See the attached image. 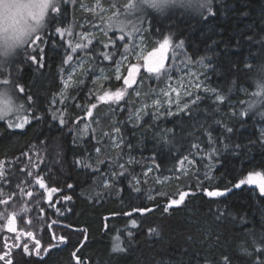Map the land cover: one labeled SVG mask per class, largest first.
Wrapping results in <instances>:
<instances>
[{
  "label": "trees",
  "instance_id": "obj_1",
  "mask_svg": "<svg viewBox=\"0 0 264 264\" xmlns=\"http://www.w3.org/2000/svg\"><path fill=\"white\" fill-rule=\"evenodd\" d=\"M79 1L60 0L59 10L39 31L44 67H38L39 51L21 47L1 69L10 85L23 89L15 99L30 122L10 128L15 121L0 119V161L6 164L0 177V256L10 253L12 264H222L227 257L230 264L264 261V195L256 186L233 187L250 171L264 172V136L257 128L264 124V0H210L211 12L205 9L206 0L152 7L159 14L147 7L138 25L144 39L154 47L166 37L172 46L179 44L195 63L200 87L183 95L182 107L171 114L146 108L138 121L128 119L138 103L164 86L162 78L142 71L140 96L129 95L119 107L96 104L93 117H100L101 130L96 139L87 130L80 137L76 133L84 110L95 105L93 88L115 90L121 84L113 67L126 40L103 30L87 50L72 53L69 42L91 27L80 24L93 21L91 13L78 8ZM56 28L69 32L60 35ZM107 38L113 43L108 45ZM105 53L114 59L104 60ZM69 54L85 60L64 90L69 65L63 61ZM101 68L107 70V79L98 82ZM242 89L249 90V99ZM197 96L199 101L192 104ZM106 112L114 117L109 128V116H100ZM61 114L66 125L59 124ZM111 128L120 129L118 158L134 160L114 177L109 175L106 187L101 180L112 162L102 152L109 137L104 134ZM184 164L188 171L182 174ZM148 165L153 166L149 174L172 177L173 187L159 193L148 179L143 181ZM241 171L243 176L238 175ZM37 176L47 188L61 190L51 201L36 184ZM67 184L73 187L67 189ZM214 190L225 194L209 197L207 191ZM179 191L189 195L169 207L170 197ZM144 208L151 211H133ZM9 219L14 220V232L8 229ZM61 236L65 243L56 245ZM25 241L28 253L13 247ZM37 241L39 249L49 251L37 255Z\"/></svg>",
  "mask_w": 264,
  "mask_h": 264
},
{
  "label": "rangeland",
  "instance_id": "obj_2",
  "mask_svg": "<svg viewBox=\"0 0 264 264\" xmlns=\"http://www.w3.org/2000/svg\"><path fill=\"white\" fill-rule=\"evenodd\" d=\"M60 0H52L53 3L56 4V7L58 8ZM64 3H72L73 0H62ZM200 0H158L159 6H164L167 3L171 2H186L187 5H193L196 2H199ZM39 3V0H0V27H4L7 29L5 32V37L18 34L20 32H27L30 25L28 22L32 21L31 13L34 10V7L36 4ZM129 3V0H125L123 3V0H112L109 5H104L103 0H80L78 4V8L82 10L83 12L91 13L93 16V21L91 22H83L80 25L91 26L87 31H79L76 36L73 37V39L70 41L71 46L74 47L76 44H82L87 45L88 47L91 45L89 44V40L91 42L95 39V36L101 33L103 30L113 31L115 32L116 36L120 38L121 36L124 37L126 40L122 53L117 61L120 62L119 64V75L121 76V84L115 89V90H101L99 85H96L93 88V94L96 96L95 100V107L97 103H107L109 105L113 106H121L122 101H125V99L130 95L134 97H138L141 95L142 92V84L139 80V75L144 71L146 74L152 76L154 79H163V87L162 89H159L158 91H155L152 95L149 96L147 101L145 103H138L136 108L133 112H131L127 118L134 119L138 121L141 116V112H143L146 108H153L155 111L166 110L169 113L174 112L178 108H181L182 105L179 103L180 98L188 94L192 89L197 88L196 85L199 84L196 80V77L198 76V73L196 71L195 63L190 61L183 51L182 47L179 44H176L174 46L171 45L169 42V45L167 47L165 55V69L161 70L160 73H150L147 71V68L145 67V64H147L150 60L155 61L160 56V45L163 44L164 40L159 41L155 47L152 46L149 42L144 39L143 36V28H140V26L143 24V18H141V14H144L147 5H144L143 7H140L138 9L139 12L135 11H126L124 8V5ZM4 5H10L8 9L4 8ZM115 6V7H114ZM117 14L119 16V19L122 20L126 27L121 30L118 27H108L109 25V18L113 16V14ZM53 14H56V12H53L51 8H49L45 14L44 17V24L47 21V19L52 16ZM20 21H24V25L21 26ZM33 22V21H32ZM138 25H140L138 27ZM69 30H64L63 35L65 36L68 34ZM104 34V33H102ZM107 35V33H105ZM39 32L36 33L33 36V40H35V44H28L25 45L23 42L15 39H0V87H5L3 82L7 80L5 77L3 78L1 75V69L4 66V63L10 59L13 58L14 54L19 48L26 49L27 51H31V53L34 50L39 51L40 47V39H39ZM81 37H84L81 39ZM26 38V37H25ZM106 43L108 45L112 44L113 41L110 38L106 39ZM125 45H127V52H125ZM39 47V48H38ZM84 50V49H78ZM33 55V54H31ZM34 56V55H33ZM123 57V59H122ZM84 57H78L77 59H73V61H69L67 64L69 65V69L67 73L64 75L63 79V86L64 90L68 88L65 87V82H68V85L71 83V81L75 78L77 75V71L79 67L84 63ZM136 64L139 66L140 71L135 76V83L132 84L131 87H128L124 85L123 78L127 77L128 75V69L131 67V65ZM204 63L200 62L199 66L203 67ZM117 67V63H115L113 67L114 74L116 76L115 68ZM123 67H126V74L122 76V69ZM103 70V71H101ZM166 72V74H165ZM107 70L105 68H101L97 75L95 76V80H104L106 77ZM71 77V79H69ZM99 82V81H98ZM200 85V84H199ZM7 87H10L12 89V97H13V103L16 105H20L18 101H16L15 97H18V94H20L22 91H20L19 87L12 86L9 83L6 85ZM117 90H124V96L120 101H111L106 100L102 101L99 99L101 95L104 94L105 91L108 92H115ZM139 93V95H137ZM241 94H244V97L246 99H249V90L246 91V89H242L240 91ZM22 97V96H19ZM60 97L64 98V94ZM141 102V101H140ZM95 107H88L84 110L83 116V122H80V126L78 128V133H76L77 136H83L84 132L87 130V133L90 132L91 137L99 138L101 136L99 129V122L100 117L94 116L95 113ZM91 110L92 115L87 116L86 113ZM107 111V110H106ZM23 110L19 113L13 112L10 113L8 116H6V119H10L15 121L14 123H19L24 114H22ZM100 116H109L108 122L106 125L109 128V124L112 123L114 117L113 115L106 112L105 114H101ZM126 118V119H127ZM87 125V129L85 130V126ZM112 125V124H111ZM110 125V126H111ZM259 132L261 135L264 136V124L257 126ZM79 137H76L75 140H80ZM109 137H113L114 141H110ZM109 137L107 140V144L104 146V151L102 152L104 156L108 159L109 162H112L111 165H109V173H114L116 175L117 171L121 170L120 167L123 165V168L126 165L133 164V158L128 157L121 161L118 158V150L119 147L116 145H121L120 140L118 139V134L115 132L114 128L109 129ZM36 155V154H34ZM27 163L29 164L31 162V157L25 158ZM120 160V161H119ZM26 163V162H25ZM0 165H2V171L6 169V164L3 161H0ZM31 165V164H30ZM35 165L32 166V168ZM31 168V166H29ZM153 169L152 165H148L146 169L143 171L142 180L145 181L148 179L150 184L152 185V188L155 189L158 187L159 193L162 191L167 190L170 187H173L172 184V177H165V178H158L155 177V174H149L151 170ZM116 171V172H115ZM188 171V164H184L181 168V173H186ZM107 176V177H106ZM109 174L106 173V175L103 177L102 185H106L109 180ZM113 177V176H112ZM151 178V179H150ZM134 183L137 184V179H133ZM37 184V183H36ZM38 185V184H37ZM39 186V185H38ZM157 186V187H156ZM175 186V185H174ZM183 191H179L177 193V197H170L168 205L172 199H179V193ZM176 206V205H172Z\"/></svg>",
  "mask_w": 264,
  "mask_h": 264
},
{
  "label": "snow or ice",
  "instance_id": "obj_3",
  "mask_svg": "<svg viewBox=\"0 0 264 264\" xmlns=\"http://www.w3.org/2000/svg\"><path fill=\"white\" fill-rule=\"evenodd\" d=\"M141 2L144 5L150 6V7H158L159 6V2L158 0H141ZM9 7H11L10 5H4L5 9H8ZM115 7V6H114ZM51 8L53 12L58 11L59 9L56 7V4L52 2V0H39V3L35 5L34 10L31 13V17H32V21L33 24L29 26L27 32H20L18 34H13L10 36L5 37V32L7 31L6 28L4 27H0V39H15V40H19L21 42H23L25 45L28 44H35V40L33 39H26L25 37H27L30 33H34L36 32V28L37 27H44V24L42 23L44 21V17L45 14L47 12V10ZM124 8L126 11H135V12H139L138 9L140 8V5L136 2V0H129V3H127L126 5H124ZM109 25L108 27H118L121 30H123L126 27V24L119 19V16L117 14H113L112 17L109 18ZM63 31L61 28H56V33H59L60 35H63ZM71 34V33H70ZM84 37H81V39H83ZM121 40L124 39L123 36L120 37ZM89 44H91V40H89L88 42ZM183 44V42H181V45ZM169 45V40L166 37L163 41V44L160 45V56L155 60V61H149L147 64H145V67L147 68V71L150 73H160L161 70L165 69V55L164 53L167 50V47ZM69 46L71 47V52L72 53H76L78 49H88L87 45H82V44H76L74 47L71 46V42H69ZM106 47V45H105ZM95 48L93 47V49L89 50V51H94ZM125 52H127V45H125ZM39 54L41 55V62L38 64V67L42 68L44 67V64L42 62L43 60V48L39 49ZM103 55V59L104 60H110V59H114V57L110 54H102ZM97 59H99V56L97 57ZM123 59V57H122ZM31 60L33 63H37L36 60V56H32ZM73 60V56L71 54L67 55V58L63 61V63L67 64L69 61ZM117 67L115 68V72H116V76L115 79L117 81H119L121 79V76L119 75V64L120 62L117 61ZM103 71V70H101ZM128 71V75L127 77L123 78V83L124 85L131 87L132 84H134L135 81V76L136 74L140 71V68L138 65L133 64L131 65V67L127 70ZM166 74V72H165ZM69 79H71V77H69ZM105 79H107V77H105ZM8 81L5 80L3 82V84L5 85V87H0V119H4L6 116H8L10 113L13 112H21L23 110V105H16L13 103V97L12 95L9 94L8 89L6 87ZM68 86V82H65V87L67 88ZM197 88L200 87L199 84L196 85ZM264 90V89H262ZM20 91H23V89H20ZM137 95H139V93H137ZM189 95H191V93H189ZM124 96V90H117L115 92H108L105 91L103 95H101L99 97L100 100L102 101H106V100H111V101H120L122 99V97ZM218 100H223L224 97L222 96H218L217 97ZM199 96H197L194 100L191 101L192 104H196L199 101ZM53 103H55V100L53 101ZM92 107H95V105H92ZM189 105L188 103L184 104V109H188ZM89 116L92 115L91 110L88 111L87 113ZM171 114V113H169ZM33 118L35 119H39V117H35V115L33 114ZM53 119H57V116L54 114L53 115ZM30 122V118L25 115L22 117V119L20 120L19 123H15L9 124V127H15V128H24V126L26 124H28ZM59 124L60 125H66V120L63 117V115H60L59 118ZM87 129V125L85 126V130ZM228 132H231L232 130L229 128L227 129ZM115 132L117 134H119L120 129L116 128ZM106 137L109 135L108 133L104 134ZM90 139H94V137L90 138ZM110 141H114L113 137H109ZM97 143H100V141H97ZM117 147H119V144L116 145ZM58 147V146H57ZM95 152L96 153H100L101 152V147H96L95 148ZM121 168H123V165L120 166ZM261 167H264V163L261 164ZM30 174V173H29ZM110 176H115L114 173H109ZM239 176H243V172L241 171L239 174ZM3 176V171H2V165H0V177ZM36 183L39 185V188L41 189H45L47 191V196L48 199L51 201L53 198V193H57L59 191H61L60 189H57L55 187L52 188H47L46 184H45V180L44 178L37 176L36 179ZM242 185H249V186H256L259 189V192L264 195V172L261 171H250L248 173L247 176H244L243 178H239L238 182L235 183L233 185L234 188L239 189ZM106 187L108 186L107 184L105 185ZM73 187V185L71 184H67L66 188L67 189H71ZM139 189H137L138 191ZM225 191H230V189H225ZM224 192L219 191V190H214V191H207V195L209 197H222L224 196ZM28 195H32L31 192L28 193ZM163 195V194H162ZM189 194L187 192H180L179 193V199H172L169 203V207H171L172 205H180L184 202L185 197L188 196ZM63 199L65 201H68L71 199V197L68 196H64ZM149 199H153V197H149ZM6 203V201H4ZM58 211V209H57ZM134 212H147V211H151L150 209L144 208V209H134ZM165 211H168V208H165ZM127 215H131V213H128ZM131 224L133 226H135L136 221L132 220ZM14 220L9 219L8 221V229L9 231H15L16 229L14 228ZM27 236L31 237L32 233L31 232H27L26 233ZM129 236H131V233H129ZM16 239H19V236L16 237ZM65 243V237L61 236L59 237L58 240L55 241L56 245H61ZM54 246V245H53ZM13 247L15 248H19L21 249L23 252L28 253L29 252V248H28V243L27 241H25L24 243L20 244V245H13ZM33 248L37 249V255H39L40 251H44V252H48L49 249H39V241L36 242V244L33 245ZM10 257V253H6L3 256H0V261H5L6 264H12ZM222 264H230V257L224 258V260L222 261ZM257 264H264V261H258Z\"/></svg>",
  "mask_w": 264,
  "mask_h": 264
},
{
  "label": "clouds",
  "instance_id": "obj_4",
  "mask_svg": "<svg viewBox=\"0 0 264 264\" xmlns=\"http://www.w3.org/2000/svg\"><path fill=\"white\" fill-rule=\"evenodd\" d=\"M136 2L140 5V7H143V6H144V4L141 2V0H136ZM209 3H210V0H206L205 9H206L208 12H211L212 9H211V7H209ZM148 8H149L150 10L156 12L157 14H159V12H158L156 9H154V8H152V7H150V6H148ZM176 9H177V10H183V9H179V8H176ZM171 10H173V9H170V11H171ZM28 23H29V24H33L32 21H29ZM42 23L44 24V21H43ZM20 25H21V26H26V25H24V21H20ZM41 29H42L41 27H37V28H36V32H34V33H30V34L26 37V39H29V40L32 39L33 36H34L36 33H38ZM254 86H255V85H254ZM6 87H7V86H6ZM7 89H8L9 94L12 95V89H11L10 87H7ZM260 90H261V89H260ZM262 91H264V90H262Z\"/></svg>",
  "mask_w": 264,
  "mask_h": 264
},
{
  "label": "water",
  "instance_id": "obj_5",
  "mask_svg": "<svg viewBox=\"0 0 264 264\" xmlns=\"http://www.w3.org/2000/svg\"><path fill=\"white\" fill-rule=\"evenodd\" d=\"M88 113V112H87ZM86 113V115L88 116V114ZM75 262H79V258H75Z\"/></svg>",
  "mask_w": 264,
  "mask_h": 264
},
{
  "label": "bare ground",
  "instance_id": "obj_6",
  "mask_svg": "<svg viewBox=\"0 0 264 264\" xmlns=\"http://www.w3.org/2000/svg\"><path fill=\"white\" fill-rule=\"evenodd\" d=\"M157 177V176H156ZM159 178V177H158Z\"/></svg>",
  "mask_w": 264,
  "mask_h": 264
}]
</instances>
